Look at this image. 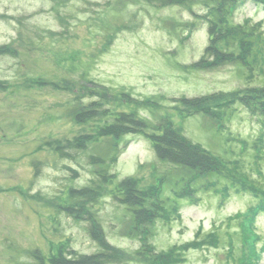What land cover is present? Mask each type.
Instances as JSON below:
<instances>
[{
  "label": "rangeland",
  "instance_id": "374dc122",
  "mask_svg": "<svg viewBox=\"0 0 264 264\" xmlns=\"http://www.w3.org/2000/svg\"><path fill=\"white\" fill-rule=\"evenodd\" d=\"M205 8L204 3L193 6L196 19L186 8L146 0H0V50L7 45L16 49L0 52V264L34 263L31 251L48 255L59 244L89 254L98 251L87 222L58 207L67 202L71 187L89 185L95 172L105 168L90 156L106 161L113 152V139L97 135L98 126L112 121L111 116L86 124L74 118L79 103L99 98L83 94L84 85L111 95L103 109L134 108L151 124L169 116L195 143L228 161L239 160V171L264 185V159L254 156L261 125L244 104L234 105L219 131L209 115L193 114L173 101L228 94L263 82L248 78L237 64L191 67L210 43L209 24L201 16ZM248 18L261 21L264 29L262 5L248 1L236 10V22ZM195 19V29L187 34L185 23ZM87 133L93 138L86 148L72 145L76 136ZM124 138L128 143L121 144L110 171L119 173V180L137 179L141 188L162 181L163 196H174L187 170L162 162L144 135ZM67 143L70 156L64 157L55 145ZM230 174L219 177L216 186L213 177L193 183L199 191L194 199L179 201L181 215L159 221L153 229L150 241L158 251L203 239L208 242L184 251L177 264H238L234 256H240L243 244L237 214L244 220L258 199L232 186L222 196L216 188L230 184ZM114 182L95 204L97 217L113 245L135 252L141 239L129 233L131 220L114 199ZM253 221L262 236L258 246L264 264V214ZM216 235L217 241L210 242ZM126 260L116 264H150Z\"/></svg>",
  "mask_w": 264,
  "mask_h": 264
},
{
  "label": "trees",
  "instance_id": "16d2710c",
  "mask_svg": "<svg viewBox=\"0 0 264 264\" xmlns=\"http://www.w3.org/2000/svg\"><path fill=\"white\" fill-rule=\"evenodd\" d=\"M157 5L163 6H179L186 8L197 19V13L193 11L195 4H205V10L201 12L203 21L209 24L210 43L207 45L205 55L198 62L191 65L193 69L217 68L218 66L228 63L237 64L239 67H245L242 71L247 74L248 78L263 79L259 85H251L241 88L237 91L224 94L207 95L196 98H179L173 101L179 106H187L192 113L197 112L209 115L217 124L219 131L225 129L224 120L233 112L232 108L236 104H244L251 114L257 117L261 125V133L255 141L254 156L258 160L264 159V29L262 22L253 23L248 18L243 22L235 21L236 10L244 6L248 1L254 2L256 5H262L264 8V0H146ZM199 15V14H198ZM200 16V15H199ZM185 23L187 34L192 33L195 29L197 20ZM195 21V22H194ZM16 49L10 48L9 45L1 48L2 53H12ZM243 70V69H242ZM89 83V82H86ZM75 90V87L73 88ZM82 93L99 98L91 103H79L75 109V120L80 124H86L90 120L103 119L111 116L112 121L99 125L97 135L112 138L113 152L108 160L103 157L93 155L91 161L94 163L105 164V168L95 172V176L89 182V185L75 188L71 187L67 193V202L58 205L68 216L76 221H86L88 230L92 239L98 244V251L89 253L79 252L75 248H67L68 244H59L57 250L51 251L46 255L40 249L31 251L34 263L31 264H116L126 262V259L148 262L150 264H177L183 260L182 254L190 248H201L205 240H197L195 242L183 244L181 246L171 247L169 251H158L155 245L150 241L153 235V229L159 221H170L174 215L180 214V200L194 199L196 188L193 183L203 178L210 179L214 186L220 183L221 176L228 173L233 175L230 184H225L221 189L216 188L224 196L229 194L230 186L237 191H249L258 199L256 204L249 207V214L246 217L247 224L243 223L242 213L237 214L240 224V233L242 248L240 256H234L238 264H259L258 247L253 243L254 238L257 242L261 239L260 234L255 232V218L264 213V185L257 183L248 173L240 172V161H228L222 156L215 155L202 144L195 143L188 135L173 125L170 119L164 118L161 122L150 123V120L141 116L136 109L113 111L111 107H104V102L111 100L109 94L100 90V88H90L86 85L81 87ZM129 96V95H124ZM130 99L131 95L129 96ZM134 100V97L133 99ZM137 101V100H136ZM138 102V101H137ZM138 104V103H136ZM234 113V112H233ZM149 128L153 129L149 132ZM131 133L144 135L152 141L156 149L158 158L164 162L187 170V180L185 187H181L175 191L174 196H163L162 181L152 184L145 188H141L137 179L123 177L118 179L119 173L110 171L117 163L120 156L121 144L128 143L124 137ZM90 133L80 134L74 139V145L78 148H86L88 143L92 141ZM67 143L63 145H55V149L61 152V156H70L65 152ZM255 161H257L255 159ZM107 162V164H106ZM260 168L257 169L261 173ZM259 175V173H258ZM116 180L115 189L112 190L115 201L119 206L125 209L126 215L131 220V236H138L141 239V247L135 252H127L124 249L113 245L106 236L105 228H103L95 204L101 198L103 193L107 192L108 184H112ZM115 183V182H114ZM207 185V184H206ZM225 192H224V191ZM181 215V214H180ZM252 220V221H251ZM217 235L210 237V242L215 243ZM235 247L230 248L232 255Z\"/></svg>",
  "mask_w": 264,
  "mask_h": 264
}]
</instances>
